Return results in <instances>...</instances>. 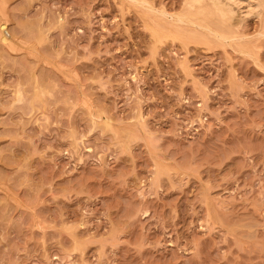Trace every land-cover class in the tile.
<instances>
[{
	"label": "rangeland",
	"instance_id": "rangeland-1",
	"mask_svg": "<svg viewBox=\"0 0 264 264\" xmlns=\"http://www.w3.org/2000/svg\"><path fill=\"white\" fill-rule=\"evenodd\" d=\"M258 1L0 0V264H264Z\"/></svg>",
	"mask_w": 264,
	"mask_h": 264
},
{
	"label": "bare ground",
	"instance_id": "bare-ground-1",
	"mask_svg": "<svg viewBox=\"0 0 264 264\" xmlns=\"http://www.w3.org/2000/svg\"><path fill=\"white\" fill-rule=\"evenodd\" d=\"M129 1V0H128ZM134 1V0H133ZM192 2H194V3H199V2H201V1H203V0H191ZM208 1H211L212 2V4H213V6H215L216 7V9L217 10H219L220 11V7H222L223 8V6H226V4L228 3L229 5H234V6H236V8L239 10V11H241V14L242 13H244V10H245V15H250L251 13H253V11H255L256 9H259V8H261L262 7V4L258 1V0H239L240 2H238V0H237V2L235 1V0H208ZM210 2V3H211ZM141 3V2H140ZM231 3V4H230ZM142 4V3H141ZM227 4V5H228ZM231 5V6H232ZM150 6V5H149ZM234 6H232V7H234ZM227 8V7H226ZM224 9V8H223ZM232 9V10H231ZM231 9H224V13H222V16H226V15H228V16H230V13L232 12V17H235V16H233V12L235 13V11L233 10V8H231ZM225 10H227V11H225ZM141 11V10H140ZM238 11V12H239ZM193 13V12H192ZM193 14H195V13H193ZM237 15H238V13H236ZM241 14H239V15H241ZM206 15V14H205ZM221 16V15H220ZM242 16V15H241ZM147 17V16H146ZM203 17V16H202ZM192 18V17H191ZM186 19V18H185ZM233 20V19H232ZM179 21V20H178ZM186 21H188L189 22V20H187L186 19ZM195 21V20H194ZM230 22H231V19H230ZM158 26V25H157ZM159 27V26H158ZM169 27V26H168ZM5 28V25L3 24V25H0V30L2 31L3 29ZM5 30V29H4ZM6 31V30H5ZM6 33V32H5ZM161 34V33H160ZM165 36V35H164ZM155 37V36H154ZM166 37V36H165ZM156 39V38H155ZM2 42H6V38H4V37H2L1 39H0Z\"/></svg>",
	"mask_w": 264,
	"mask_h": 264
}]
</instances>
